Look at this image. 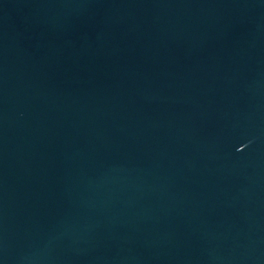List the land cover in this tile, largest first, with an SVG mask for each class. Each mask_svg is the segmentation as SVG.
Instances as JSON below:
<instances>
[{"label":"water","instance_id":"1","mask_svg":"<svg viewBox=\"0 0 264 264\" xmlns=\"http://www.w3.org/2000/svg\"><path fill=\"white\" fill-rule=\"evenodd\" d=\"M0 264H264V0H0Z\"/></svg>","mask_w":264,"mask_h":264}]
</instances>
